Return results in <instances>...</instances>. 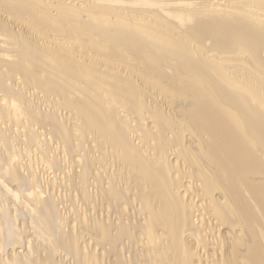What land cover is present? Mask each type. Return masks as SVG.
<instances>
[{
	"label": "bare ground",
	"instance_id": "obj_1",
	"mask_svg": "<svg viewBox=\"0 0 264 264\" xmlns=\"http://www.w3.org/2000/svg\"><path fill=\"white\" fill-rule=\"evenodd\" d=\"M0 264H264V0H0Z\"/></svg>",
	"mask_w": 264,
	"mask_h": 264
}]
</instances>
